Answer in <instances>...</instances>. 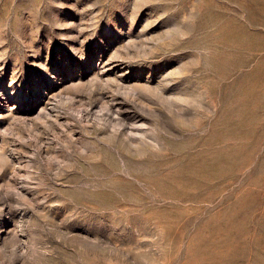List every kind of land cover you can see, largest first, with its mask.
Here are the masks:
<instances>
[{
	"label": "rangeland",
	"instance_id": "rangeland-1",
	"mask_svg": "<svg viewBox=\"0 0 264 264\" xmlns=\"http://www.w3.org/2000/svg\"><path fill=\"white\" fill-rule=\"evenodd\" d=\"M0 264H264V0H0Z\"/></svg>",
	"mask_w": 264,
	"mask_h": 264
}]
</instances>
